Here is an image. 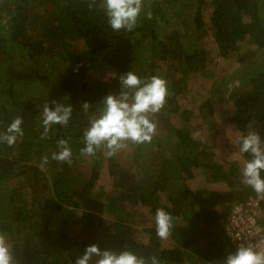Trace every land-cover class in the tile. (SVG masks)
Instances as JSON below:
<instances>
[{
    "label": "trees",
    "instance_id": "trees-1",
    "mask_svg": "<svg viewBox=\"0 0 264 264\" xmlns=\"http://www.w3.org/2000/svg\"><path fill=\"white\" fill-rule=\"evenodd\" d=\"M88 3L89 0H0V132L5 131L17 115L24 118V135L17 143L13 146L0 143V184L21 179L19 184L25 186V198L29 199L27 202L20 198V204H14L22 189L13 187L3 199L6 206H0L3 217L0 232L10 238L16 264H75L77 257L91 244L117 252L128 247L146 260L156 256L161 264H222L233 251L223 227L232 205L249 198H259L262 204L264 198L239 183L233 177L234 169L223 172L212 160L208 146L193 138L187 128L190 112L182 110L178 103L190 73L212 74L206 70L207 51L195 42L207 34L203 27L204 0H144L137 27L119 32L113 31L107 23L100 0H96V6L91 9ZM208 6L210 34L218 54L224 58L236 56L241 68L250 67L254 57L264 50V2L210 0ZM149 10L151 20L146 16ZM169 15L175 20L181 18L183 28L190 25L191 33L180 31L182 26L173 27ZM244 41L254 47L240 54L239 44ZM48 58L67 63V70L55 77L34 75L36 70L27 74L28 81L33 79L48 92L30 93L28 82L22 88L14 87V83L9 85L17 72L14 65L21 67V62L27 59L37 66L40 60ZM257 68L251 69L249 74H253L247 80L250 88L232 94L235 111L230 121L241 135L249 131L251 124L252 130L264 140V70ZM129 70L141 78L162 74L169 81L166 103L158 119V123L163 124L166 144L152 137L155 140L152 160L145 166H137L139 171L132 180L125 176L115 156L108 157L103 151L86 156L87 167L76 160L83 157L80 149L85 146L83 133L89 119L98 113L106 95L119 93V76ZM104 72H110L108 80L101 79ZM216 86L217 82L212 83L211 90ZM214 96L211 91L198 105L205 122L212 115L210 104ZM223 99L220 95L219 100ZM47 100L50 107H54L52 100L71 103L73 112L66 126L52 125L47 137L42 138L44 126L39 110ZM84 101L91 102L88 112L81 107ZM168 115L177 116L183 122L169 124ZM60 139L69 142L71 164L52 159V154L59 150ZM144 144H133L135 162L140 161L139 152ZM45 157L51 165L49 186L40 185L43 173L36 165ZM241 157L250 159L248 154ZM104 164L113 192L96 194L94 189ZM194 167L203 168L207 180L238 184L236 194L235 191L191 190L185 180L193 176ZM261 175L264 176V172ZM128 180L129 188L122 192ZM45 186L53 193L51 202H39L37 209L29 208L33 201L41 200L37 192L42 193ZM161 196L165 197V202H161ZM124 202L149 208L153 217L157 208L169 212L174 218L168 238L170 246L161 247L155 223L142 229L148 233L146 242L136 240ZM105 210L115 218L109 223L103 219ZM74 211L79 212V217L68 219V214ZM34 216L40 223L33 221ZM180 219L185 223L181 224ZM76 222L82 226L74 237L69 230ZM23 233H26L25 238Z\"/></svg>",
    "mask_w": 264,
    "mask_h": 264
},
{
    "label": "clouds",
    "instance_id": "clouds-1",
    "mask_svg": "<svg viewBox=\"0 0 264 264\" xmlns=\"http://www.w3.org/2000/svg\"><path fill=\"white\" fill-rule=\"evenodd\" d=\"M96 6V0H89L88 7ZM100 8L104 11L107 23L113 31H132L137 27L138 19L144 11V0H100ZM147 19H152V12H146ZM120 91L109 93L102 100L98 113L89 119L83 133L84 147L80 149L83 156H94L103 151L112 157L128 146V143L139 145L150 143L156 133V121L152 119L166 103L168 86L166 79L157 74L141 78L129 70L119 76ZM46 102L43 106L42 123L47 137L52 125L66 126L72 116L73 105L63 104L57 100ZM85 112L91 102L84 101L81 105ZM24 118L17 115L5 131L0 132V143L13 146L19 137L24 135L22 124ZM249 131L238 137L237 143L241 155L248 154L250 159L242 162L241 181L251 187L258 196L264 198V140L260 134L248 126ZM58 151L52 159L59 162L72 163V149L66 139L57 142ZM47 160V157L44 158ZM156 234L161 239H168L174 227L173 216L163 208L155 212ZM97 257V259H93ZM0 264H16L12 245L5 233L0 232ZM75 264H161L152 256L150 260L138 256L128 247L120 251L102 250L97 244L87 246L77 257ZM222 264H264V248L250 243H241L234 252L227 254Z\"/></svg>",
    "mask_w": 264,
    "mask_h": 264
},
{
    "label": "rangeland",
    "instance_id": "rangeland-1",
    "mask_svg": "<svg viewBox=\"0 0 264 264\" xmlns=\"http://www.w3.org/2000/svg\"><path fill=\"white\" fill-rule=\"evenodd\" d=\"M193 2V0H190ZM262 4L264 0H259ZM188 2V1H187ZM210 0H204V6L203 8V21H204V29L207 30V34L202 36L201 38L195 39L196 44L199 46H202L207 51V58L209 63L207 64V71L212 73L208 74L204 71V73L197 72V73H190L188 75V78L185 81V91H183L182 95L178 99V103L180 104V107L182 110H186L189 113L188 121L186 122L187 128L190 130L191 135L193 138L202 141L206 146H208L209 152L212 153V160L220 166L223 172L228 171L229 169H234V178L241 183V166L244 159L241 157V154L239 153V148L237 145V139L241 135V132L238 131L233 123L230 121L231 116L234 114L235 111V102L234 98H231L232 94L236 93V91L242 93L250 88V83L247 82L248 78H250L253 74L249 76L251 71L255 68L256 70H264V50L257 54V56L254 57L253 63L250 65V67L243 66L244 68H241L237 61L235 60L236 56H228L227 58L221 57L218 54L216 45L212 39L211 31L209 27V4ZM192 13V12H191ZM170 22L174 26H182V30H188V33H191L190 25L188 27L183 28L182 20L181 18H177L176 20L174 17L172 18L169 15ZM192 27V26H191ZM192 38L194 36L192 35ZM254 46H251V44H248L247 42H241L239 44L240 48V54L244 52L245 50H251ZM238 56V55H237ZM16 56H14V59ZM15 63V60L10 62L9 64ZM30 60L25 59L21 62L23 66L17 67L16 66V73L14 74L15 77H13V80H9V85H12L15 87H21L26 82L31 84V88L29 89L30 93L38 92L41 94H45L48 92L47 89H45L42 85H38L36 82H33L27 80V74L28 72H33V70H36L34 75L38 74H47L49 77H55L59 74H61L64 70H67L68 64L63 62L62 60H57L55 58H48L47 60L43 61L40 60L35 66L32 64ZM252 69V70H251ZM32 74V73H31ZM32 74V75H33ZM163 76L162 74H159ZM178 75V74H177ZM101 76L102 80H108L110 77V72H104ZM167 81V86L169 84L168 79L163 76ZM8 82V81H7ZM11 82V83H10ZM217 82V86L214 87L213 90H211V84ZM22 90V89H21ZM214 91V99L211 101V117L205 122L203 119V116H201V113L198 112V105L199 103L204 100L206 97L209 96L210 92ZM37 95V94H36ZM220 95L224 96V99L222 101L219 100ZM219 96V97H218ZM227 96V97H226ZM227 99H226V98ZM61 101V100H60ZM47 102L50 103V101L47 100ZM63 103V102H62ZM43 107H40L39 113L42 115ZM169 116V115H168ZM156 121V133L154 136L159 138L163 145L165 146L166 141L163 136V124L158 123V119L161 118L159 113H157L155 116L152 117ZM183 121L176 117H170L168 118V123L173 125H178L182 123ZM154 138H152L150 143H145L140 148L139 157L140 161L135 162L134 161V153L133 148L134 145L132 143H128V146L124 149H121L116 153L115 158L117 162L124 168L125 176L129 178V180H132L136 174L139 171V166L141 164L147 165L152 160L153 152L151 150L152 146L154 145ZM77 162L84 164L83 166H86L87 161L89 159L86 156L77 157ZM39 168V171H41L43 174V180L40 183V185H46L49 186V177L51 174V165L47 160L39 161L36 164ZM138 166V167H137ZM85 167V168H86ZM138 168V169H137ZM87 169V168H86ZM84 173V168L82 170ZM87 173H84V176H86ZM207 174L205 170L201 167H194L193 168V176L190 179L185 180L186 184L191 190H216L220 192H231L235 191V194L238 190V184H235L234 186L231 184H227L226 181H210L207 180ZM21 182V179H11L9 181L3 182V184H0V200L2 201L0 206L3 205L6 206V201L3 199L7 198L9 190H11L13 187L15 189H19L18 186L21 187L22 193L18 196L16 203L19 205L20 201L19 199H27L25 198L27 196L26 191H24L26 188L22 184H19V181ZM129 180L125 182L123 187L121 188L122 192H127L129 188ZM42 189L41 192H37L40 197V201L35 203L34 201L29 204V208L37 209L40 205L39 202L49 204L51 202V198H53V193L48 188ZM29 191V190H28ZM100 192H103L104 194L112 193L113 189L111 187L110 183V177L107 172V166L106 164L103 165L100 178L98 179L94 193L98 194ZM30 197V196H29ZM45 199V200H44ZM43 200V201H42ZM165 197L161 196V202H165ZM6 202V203H5ZM3 206V207H4ZM123 206L126 209V212L128 213V220L130 221V225H132V228L134 229L133 236L136 240L139 242H146L148 240V233L145 231H142L144 227H151L154 223V217L152 214L149 213V208L136 203V204H130L128 202H124ZM8 207V208H7ZM6 211L9 212L10 206L7 204ZM75 218L79 217V212L74 211L73 213H69L67 218ZM3 219L2 217V210L0 209V220ZM103 219L106 223L111 222L115 218L112 214L108 213V210H105L103 214ZM117 219V217H116ZM120 219V218H119ZM33 221L40 223V220L37 217H33ZM72 221V220H71ZM181 224L185 223L184 221H181ZM81 223L76 222L71 229L69 230L70 235L76 236L80 232ZM67 228V227H66ZM1 231V230H0ZM4 233V232H3ZM26 234V233H25ZM24 233L22 234V237L25 238ZM10 242V238H8ZM41 240V237L38 239ZM34 240H31L33 242ZM160 245L163 248H166L170 246V242L168 239H161L160 238ZM186 264H200L199 262H187ZM208 264H218L215 262H209Z\"/></svg>",
    "mask_w": 264,
    "mask_h": 264
},
{
    "label": "built area",
    "instance_id": "built-area-1",
    "mask_svg": "<svg viewBox=\"0 0 264 264\" xmlns=\"http://www.w3.org/2000/svg\"><path fill=\"white\" fill-rule=\"evenodd\" d=\"M249 198L232 205L224 223L226 241L234 252L241 244L250 243L264 248V202Z\"/></svg>",
    "mask_w": 264,
    "mask_h": 264
}]
</instances>
